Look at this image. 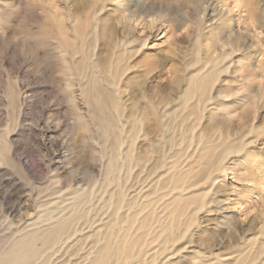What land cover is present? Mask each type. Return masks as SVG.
Segmentation results:
<instances>
[{"label": "bare ground", "instance_id": "6f19581e", "mask_svg": "<svg viewBox=\"0 0 264 264\" xmlns=\"http://www.w3.org/2000/svg\"><path fill=\"white\" fill-rule=\"evenodd\" d=\"M56 1L27 0L38 29L23 26L16 51L37 70L48 63L73 114L67 130L89 129L88 115L108 152L91 187L54 190L35 214L0 234V264H264V212L245 227L209 215L231 203L234 191L242 207L264 190V151L252 147L264 126L241 122L247 107L236 125L205 112L210 100L230 95L232 81L261 76L264 31L255 5L187 0L194 12L172 15L176 0H69L72 7L62 11ZM136 26L145 34L162 28L164 37L167 27L189 29L191 45L183 55L170 44L176 61L168 66L145 48L148 35H135ZM164 71L171 88L147 91L146 82ZM223 73L226 87L217 84ZM235 88L247 93L248 105L262 97L249 83ZM20 95L8 81L13 125ZM225 103L219 105L230 115ZM10 150L8 131H0V164L13 160ZM231 155L237 158L229 165ZM228 170L237 189L225 184Z\"/></svg>", "mask_w": 264, "mask_h": 264}, {"label": "rangeland", "instance_id": "374dc122", "mask_svg": "<svg viewBox=\"0 0 264 264\" xmlns=\"http://www.w3.org/2000/svg\"><path fill=\"white\" fill-rule=\"evenodd\" d=\"M216 2L218 0H206L205 6L209 3L214 5ZM251 2L256 8L255 15L260 18L259 29L264 31V0H251ZM1 3L4 6L0 8V17H4V20L0 21V32L4 34L5 42L9 40V45L8 49H5V45L0 43V131H8L11 141L10 155L13 160L0 164V234H8L9 227L15 226L35 214L39 210V202L54 196V190H64L70 186L71 188L91 187V184L100 177V164L105 160L108 151L96 127V122L91 120L88 115H86V119L89 129L79 127L76 132L67 130V124L72 122L73 114L65 106L63 94L59 91L58 87L61 82L58 74L53 73L51 76L48 74L50 71L47 69H51L48 67V63L41 65L37 70V65L32 58L22 56L18 50L16 51L17 45L22 41L23 26L31 31L38 29L32 13L26 7L27 0H3ZM56 3L60 5L61 11L64 8L72 7L69 0L67 2L58 0ZM105 4L107 9L111 8L108 3ZM172 4L178 8L176 10L172 8V15H184L186 11L194 12L192 3L187 0H176ZM247 7L249 11L252 7L251 3ZM243 9L244 7L239 11H243ZM242 13L245 14L244 11ZM237 14L236 11L230 13L235 17ZM209 22H206L205 25H209ZM190 27L192 26L190 25ZM155 28L151 31L147 30L148 32L146 31L145 34V30L142 31L141 26H136L133 33L138 37L148 35L145 48L156 55L158 62L163 60L169 66L174 60L176 61L172 58L173 47L178 48V54L183 52L184 55L191 45L190 30L172 33L173 31L167 27L169 32L164 37V33L161 32L162 28L157 31ZM207 29L208 27L204 29V32H207ZM262 40L260 49L264 54V39ZM168 47H171V53L166 52L165 49ZM42 52L40 51V54ZM160 54L162 55L159 57ZM260 66V77L241 79L243 82L232 81L230 95L225 96L223 93L220 97L210 100L208 103L211 104L207 106L205 112L209 111L216 120H222V117L231 118V122L227 119L228 122L231 125H236L240 122L237 119V112L241 107H247L249 115L241 122L259 123L264 126V62ZM170 76L166 71L162 72V75L155 74L146 82L148 83L147 91L156 85L161 89L169 90L171 86L168 84L167 78H171ZM225 76L228 75L223 73L217 81L221 87H226L227 77ZM10 80L15 83L21 94L22 111L18 123L14 125L12 112L5 96V88ZM248 83L254 90L259 88L262 90V97L253 98L257 101V104H253L254 106L248 105L247 97H244L247 95L246 92L240 90L234 93L236 92L235 87H244ZM221 100L224 103H229L227 105L230 115L223 112L219 105ZM237 103L236 109L231 106ZM89 135L93 136V140L88 139ZM253 140V149L264 151V132ZM229 157L228 164L230 165L231 161L237 157L234 155ZM54 175L57 178H53ZM225 178V184L237 189L238 182L233 173L228 170ZM228 196L231 203H223L209 214L211 217L229 218L233 222L235 221V224L245 227V224L250 222L257 213L264 212V190L257 189L256 193L242 204V207H239L240 205L235 201V191Z\"/></svg>", "mask_w": 264, "mask_h": 264}]
</instances>
